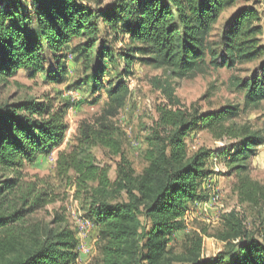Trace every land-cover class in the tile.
I'll list each match as a JSON object with an SVG mask.
<instances>
[{"label": "trees", "instance_id": "16d2710c", "mask_svg": "<svg viewBox=\"0 0 264 264\" xmlns=\"http://www.w3.org/2000/svg\"><path fill=\"white\" fill-rule=\"evenodd\" d=\"M80 1L0 0V89L7 88L20 70L33 79L44 75L49 84H65L66 54L73 46L76 61L92 73L94 93L105 89L101 113L79 126V146L60 152L57 160L59 178L76 188L99 233L96 264H264V237L260 241L236 211L225 215L219 234L228 251L205 255L200 235L186 254L169 250L175 233L187 228L190 205L201 199L199 180L207 174L212 155L206 147L190 153L187 140L194 131L242 140L229 161L244 175L236 190L242 202L264 203V186L250 178L247 164L264 145V137L233 123L240 117L239 106L211 114L183 106L172 82L211 69L259 63L251 76L233 78L245 94V109H257L264 102L261 13L251 7L237 9L216 45L209 38L238 0H117L102 10L85 8ZM100 22L118 36L129 37L121 56L125 77L132 75L135 62L168 74L152 80L168 103L158 108V119L149 128L141 174L126 155L124 133L116 122L131 90L121 79L104 83L106 62L113 61L114 53L102 41ZM46 49L55 70L47 68ZM67 109L43 97L0 104V174H9L0 177V264H74L78 257L77 233L62 215L56 213L51 223L33 220L59 195L49 178L28 180L25 172L39 155L61 148L69 130ZM97 146L120 158L115 181L93 154Z\"/></svg>", "mask_w": 264, "mask_h": 264}, {"label": "rangeland", "instance_id": "374dc122", "mask_svg": "<svg viewBox=\"0 0 264 264\" xmlns=\"http://www.w3.org/2000/svg\"><path fill=\"white\" fill-rule=\"evenodd\" d=\"M32 0H25L30 3ZM85 8L102 10L117 0H81ZM101 3V4H100ZM122 4V3H121ZM120 4V7L123 5ZM242 7L255 8L261 13L264 29V0H238L234 9L227 11L209 40L212 44L221 43L224 24L232 17L235 11ZM34 27H36L34 25ZM102 41L114 53L113 61H107L105 85L121 79L129 85L131 94L127 106L121 111L116 122L122 129L124 149L127 157L133 163L137 174L146 168L145 153L149 148L147 135L149 128L158 119V108L167 104L165 96L154 88L152 80L155 77H167L163 69H154L150 66L135 62L132 75L125 77V60L121 57L128 49L129 37L120 36L112 32L103 22L99 23ZM264 45V35L260 38ZM76 44V43H75ZM41 46H45L41 42ZM74 47V46H73ZM70 47L67 51L68 73L67 82L63 85L49 84L44 75L31 78L30 73L20 70L9 86L0 89V104L20 102L24 99L51 98L57 106H68L67 122L69 130L61 148L50 155H39L32 164H27L25 172L28 180L49 178L59 199L49 205L42 212L34 215L33 220L51 223L56 213L62 215L66 223L77 233L78 247L74 264H96L100 257L101 242L99 233L87 215L82 198L77 197L76 188L67 180L59 178L57 174V160L60 152H70L79 146V126L84 120L93 121L102 111L107 101L105 89L94 93L92 73L87 72L82 63L76 61ZM47 68L55 70L52 57L45 50ZM259 63L239 66L235 70L227 68L211 69L205 75H197L190 79H172L176 88V95L181 104L186 107L196 106L202 113L211 114L216 111L227 110L239 106L240 117L233 121L238 126L250 127L252 132L264 137V102L257 109H245V94L233 84V78L251 76ZM189 151L194 154L201 147L212 151L207 165V174L199 180L198 192L201 199L191 204L186 217L187 228L178 231L169 243V250L176 255H183L192 246V241L198 235L205 240V255H216L228 251L227 243L219 238L223 231L224 217L236 211L245 219L247 228L263 241L264 237V203L252 205L242 202L236 190L241 177L234 166H229L231 155L241 148V139H216L207 130L194 131L187 140ZM98 163L109 169L112 181L117 178L119 157H112L102 147L92 149ZM248 174L254 181L264 186V145L260 146L247 161ZM9 174H0L8 176ZM60 229V227H56Z\"/></svg>", "mask_w": 264, "mask_h": 264}]
</instances>
